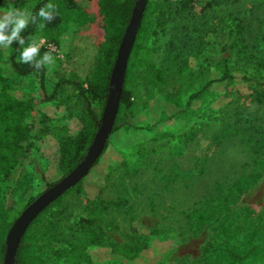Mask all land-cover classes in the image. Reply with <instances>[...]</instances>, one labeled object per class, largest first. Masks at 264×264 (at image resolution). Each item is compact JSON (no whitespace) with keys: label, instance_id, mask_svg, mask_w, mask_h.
<instances>
[{"label":"rangeland","instance_id":"obj_1","mask_svg":"<svg viewBox=\"0 0 264 264\" xmlns=\"http://www.w3.org/2000/svg\"><path fill=\"white\" fill-rule=\"evenodd\" d=\"M44 1L25 0L22 4L10 8L31 13L40 2ZM67 1L68 3L71 1L74 8L71 9L72 11L65 7ZM153 1L162 2L163 0ZM257 2L258 0H242L235 5L225 4L202 20L183 19L175 23V31L181 38L183 37L181 30L184 27L190 30L188 47L182 49V56L187 60L191 72L188 75L183 73L180 78L175 77V79L170 73H166V82L161 88L164 87L162 91L171 97V101L167 100L163 95L165 93L162 94L160 89L153 88V85L147 83L146 63H139L135 68V76L130 86L134 104L132 112L141 113L140 115L154 125L157 133L162 132L156 145L168 143L174 145L165 150L176 149L172 152V156L177 155L176 158L166 159L161 169L179 171L178 181L169 184L163 181L159 174H156L159 169L158 166L155 167L156 163H153L156 170L145 165L139 168L140 166L134 162L133 158L130 159L133 149L140 143H150L153 137L144 131H133L123 127L110 137L108 140L110 147L102 153L96 165L82 180L85 194L69 195L64 200L63 205L68 207L63 221L65 228L75 226L82 217L87 215L85 211L87 201L95 199L101 189H103L101 197L105 200H113L120 196V193L128 191L129 207L114 215L115 223L111 224L114 227H103L108 241L115 244H128L132 236L128 221L130 217H134L136 218L134 227H137L141 234L149 230L176 233L175 238H168L166 240H170L169 242L161 244L164 246L165 264H229L228 254L222 253V250L227 252L228 249L236 250L242 256L247 255L246 252L251 249V255H247L244 262L264 264V241H261V238H264V225L261 224L260 218V214L264 211V170L253 188L230 206L233 215L232 227H225L224 230L221 229L216 233L213 231L217 226L216 223L206 224L203 227H188L185 224V215L204 197L212 193L214 181L233 177L246 163L250 166L252 163L250 160L248 162V156L251 153H245L246 148L241 140L234 138L226 143L221 156L213 154L207 158V164H202L205 163L206 153L210 154V151H213L208 135L198 136L188 146L167 137L169 133L177 138L195 127L202 129L207 126L205 131L208 132L209 128L216 124L214 118L217 116L231 115L233 117L239 111L252 115L256 112L264 113L263 105H258L255 97L251 99L256 82L248 79V76L244 78V74L237 70L233 61H230L231 54L228 50L230 40L225 34V29L228 27L220 24L231 13L241 18L249 17L250 9ZM51 3L56 5V13L65 19L66 25L59 32L58 30L48 31L49 35L57 33V47L48 46L43 37L38 42L40 48H45L55 59V63L50 67L45 65L48 96L51 95L52 88L59 79L80 82L86 80L87 74L94 66L95 56L105 42L106 35L100 0H51ZM7 10H0V15ZM260 14L264 19V12ZM217 25L219 30L211 32L213 31L211 28L215 29ZM196 26L205 31V34L201 36L205 44L200 54L197 34H193L195 30L193 27ZM171 33L173 31L160 33L155 45L151 43L152 40L149 41L151 45L158 48L156 53L151 54L150 61V64L157 68L168 69L169 67L170 61L167 57L169 58L172 52L168 47ZM14 43L15 41L10 47L0 46V90L4 87L16 89L20 98L32 103L31 116L24 121V124L29 127L31 141L34 143L46 127L56 128L66 124L62 118L64 107L57 102H45L43 93L40 92L32 77L20 78L13 72L10 56ZM50 47L55 48V51ZM260 50L264 52V45L260 47ZM178 51L174 50L173 53ZM223 65H228L229 71L233 73L232 80H222L223 76L219 70ZM198 81L205 86V89L198 99L195 98L191 102L189 108L190 111L197 113L191 116L192 112H189L185 117L176 114L182 110V107H187L189 98L195 95ZM72 92L68 90L67 93ZM178 97L182 107H176L174 104L178 101ZM101 109V104H97L96 110L99 114ZM50 145H54L50 139L40 143L36 141L26 157L19 160L17 167L7 180L0 184V264H4L6 237L13 223L28 206L29 201L37 198L45 190L44 179L51 177L46 172L47 158L52 157ZM167 153L165 151L157 157L165 159ZM125 159L128 162L132 161L128 164L129 172L126 173L118 166L113 176L111 175L104 185L107 167L114 163L118 165ZM262 161L264 165V156ZM203 166L206 167L205 172L204 175H200L199 171ZM248 171H251V167ZM189 172L191 175L188 174ZM126 210L130 217L126 214ZM238 214L241 215L239 221H243L241 227H236L234 216ZM47 218L45 216L42 221L45 222ZM170 235L172 236V233ZM253 238L257 246L250 248ZM212 240L215 245L209 251V260H207L204 253ZM218 245L223 249H219ZM47 264L55 263L48 259ZM95 264L116 263L103 261ZM231 264H237L236 260H233Z\"/></svg>","mask_w":264,"mask_h":264},{"label":"trees","instance_id":"obj_2","mask_svg":"<svg viewBox=\"0 0 264 264\" xmlns=\"http://www.w3.org/2000/svg\"><path fill=\"white\" fill-rule=\"evenodd\" d=\"M24 1L0 0V10H7L12 6L22 4ZM241 1L163 0L158 2L146 0L142 21L128 61L119 109L110 137L123 127H128L133 131H144L151 135L153 138L150 139V143L144 142L134 147L130 159L133 158L134 162L140 166L139 168L143 165L153 169L158 166L159 169L156 174H159V177L168 184L177 182L180 173L174 169L165 171L161 168H163V162L166 159L173 160L176 158L177 155L172 156V152H175L176 149L165 150L167 147L174 146L170 143L156 145L162 132H158V134L154 130V125L149 123L143 115H140L141 113L132 112L134 104L130 86L135 76V68L139 63H146L147 83L153 85V88L160 89V92L164 88L161 87L166 82L167 72L171 74L173 79L175 77L180 78L183 73L188 75L191 69L186 62L187 60L182 56V49L188 47L190 30L188 27H184L181 30L183 36L181 38L175 31V23L183 19L202 20L222 5H235ZM49 2L51 0L40 2L33 9L31 14L34 17V22L25 29L22 35L25 44L19 45L15 42L10 56L11 67L18 77H32L40 92L43 93L45 102H57L64 107L62 118L66 124L56 128L46 127L36 139L39 143L48 139L54 142V145L49 147V150L52 151V157L47 158L48 163L46 165V172L51 177L44 179L46 188L43 192L57 185L87 157L101 126L109 93L111 73L137 0H100V11L103 15L106 35L105 42L95 56L93 68L83 82L59 79L52 88L51 95L48 96L46 94L48 82L46 66L37 69L33 65L22 63L19 57L24 47L31 43L38 44L42 37L45 38L48 46L57 47V33L49 35L48 31L58 30L57 32H59L66 25L65 19L56 13L55 19L49 23L38 15L39 9ZM69 2H66L65 7L72 11L74 8L71 1ZM261 12H264V0H258L257 3L253 4L249 11V17L241 18L231 13L220 24L228 27L225 29V34L230 40L228 46L231 54L230 61H233L237 70L244 74V78L248 76V79L256 82L251 99L253 100L255 97L256 103L264 107V52L260 50V47L264 45V19L260 14ZM193 28L195 29L193 34H197L196 38L199 40L198 52L200 54L205 44L201 36L205 34V31L198 26ZM218 28V25L215 29L211 28L213 30L211 32H217ZM171 31L173 33H171L168 47L172 52L170 57H167L170 61L169 67H167L168 69L157 68L150 64L151 54L158 50L153 45L157 43V37L160 33H170ZM150 40H152L153 45L149 42ZM174 50L181 51L173 53ZM45 53L48 51L45 48H40V56ZM219 72L222 73L223 81L234 78L228 65L221 66ZM196 84L195 95L189 98L187 107L183 108L180 105V98L178 97V101L174 104L176 107H182V110L176 114L185 117L189 112H192L189 110L191 102L195 98L198 99L205 89V86L201 85L199 81ZM68 90L73 92L68 94ZM163 93L165 91H162ZM163 95L171 101V97L167 93ZM97 104L102 106L100 114L96 110ZM32 110V103L20 98L16 89L4 87L0 90V184L7 180L17 167L19 160L26 157L35 145L36 141L34 143L31 141L29 127L24 124V121L31 116ZM196 113L192 112L191 116ZM245 114L246 112L243 114L242 111H239L233 117L231 115L217 116L214 118L216 124L212 125L208 132L205 131L207 126H204L202 129L195 127L177 138L168 133L167 137H171L174 141L183 142L184 146H188L200 135L205 137L208 135L213 151H210V154L206 153L205 163L202 164H207V158L213 154L221 156L226 143L234 138L241 140L246 148L245 153H251V157L248 156V162L250 160L252 163L250 166L249 163H246L233 177L214 181L212 193L208 197H204L185 215L186 226L203 227L206 224L216 223L217 226L213 229L214 233L221 229L224 230L225 227H232L233 215L230 206L253 188L260 177V173L264 170L262 161L264 156V113ZM233 119L236 120L233 121ZM108 147H110L109 141H107L104 151ZM165 151L168 152L165 159L157 157ZM130 163L132 161L128 162L125 159L118 165H116L117 163L110 164L106 169L104 185L109 181L110 176H113L118 166L128 173V164ZM153 163H156L155 167ZM205 166L201 167L200 175H204ZM249 167H251V171H248ZM188 174L191 175V172ZM102 192L103 189L99 191V195L95 199L87 201L85 208L87 215L82 217L75 226L67 228H65L63 221L68 207L64 206L63 202L69 195L85 194L82 181L65 192L47 207L28 228L21 239L15 264H47L48 259H51L55 264H95L103 261L116 264H165V251L161 244L169 242L170 240H166L168 238H175L176 233L149 230L147 233L141 234L137 227H134L136 218L130 217L126 210V214L130 217L128 223L132 229L130 242L122 245L108 241L103 227H114L111 226L115 223L114 215L129 207L130 195L127 196L128 191H125L113 200H105L101 197ZM35 199H31L29 204ZM129 211L131 212V209ZM45 216L48 218L44 222L42 219ZM234 218L237 223L236 227H241L243 222L239 221L241 215H235ZM260 218L261 224L264 225V211L260 214ZM254 241L255 238L251 240L250 248L257 246ZM261 241L263 242L264 238H261ZM214 245L215 242L210 241L205 250L206 253H204L205 259L209 260L208 253L214 248ZM218 248L223 249L219 245ZM250 250L248 249L246 252L248 256L251 255ZM222 253L228 254L229 264L233 260H236L237 264H247L244 262L247 255L242 256L236 250L230 251L228 249L227 252L222 250Z\"/></svg>","mask_w":264,"mask_h":264},{"label":"water","instance_id":"obj_3","mask_svg":"<svg viewBox=\"0 0 264 264\" xmlns=\"http://www.w3.org/2000/svg\"><path fill=\"white\" fill-rule=\"evenodd\" d=\"M145 3L146 0H137L129 25L123 36L111 73L109 93L101 119V126L87 157L72 173L57 185L39 195L15 220L6 237L4 264H15L21 239L33 221L65 192L81 182L89 173L97 159L102 155L112 133L118 113L128 61L142 21Z\"/></svg>","mask_w":264,"mask_h":264},{"label":"clouds","instance_id":"obj_4","mask_svg":"<svg viewBox=\"0 0 264 264\" xmlns=\"http://www.w3.org/2000/svg\"><path fill=\"white\" fill-rule=\"evenodd\" d=\"M38 15L44 21L52 22L56 16V5L49 2L39 9ZM33 22L34 17L28 11L10 8L3 12L0 15V46L10 47L14 41L19 45H24L25 39L21 33ZM19 58L22 63L33 65L37 69L44 65L50 67L55 63L54 57L49 53L40 56V46L37 43H31L24 47Z\"/></svg>","mask_w":264,"mask_h":264},{"label":"built area","instance_id":"obj_5","mask_svg":"<svg viewBox=\"0 0 264 264\" xmlns=\"http://www.w3.org/2000/svg\"><path fill=\"white\" fill-rule=\"evenodd\" d=\"M50 49L53 50V51H55V48H53V47H50Z\"/></svg>","mask_w":264,"mask_h":264}]
</instances>
